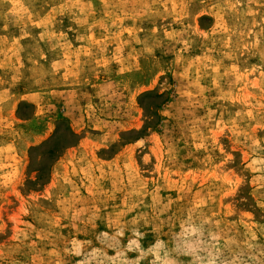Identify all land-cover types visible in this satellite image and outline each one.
<instances>
[{
    "label": "rangeland",
    "instance_id": "374dc122",
    "mask_svg": "<svg viewBox=\"0 0 264 264\" xmlns=\"http://www.w3.org/2000/svg\"><path fill=\"white\" fill-rule=\"evenodd\" d=\"M0 264H264V0H0Z\"/></svg>",
    "mask_w": 264,
    "mask_h": 264
}]
</instances>
